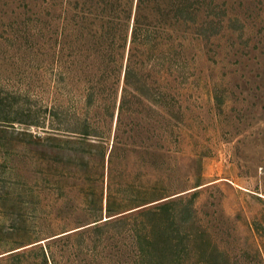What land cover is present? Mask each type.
Returning <instances> with one entry per match:
<instances>
[{"label": "rangeland", "instance_id": "obj_1", "mask_svg": "<svg viewBox=\"0 0 264 264\" xmlns=\"http://www.w3.org/2000/svg\"><path fill=\"white\" fill-rule=\"evenodd\" d=\"M74 1L0 0V264H134L128 212L168 198L181 200L169 211L190 202L162 216L193 237L181 264H264V0H191L194 23L174 27L178 70L150 79L175 118L134 104L121 123L122 76L106 60L125 30L100 37L104 0L82 1L76 20ZM117 1L134 15L136 0ZM150 1L154 19L172 0ZM67 43L81 48L72 65ZM74 112L89 135L68 124ZM99 218L110 220L92 228Z\"/></svg>", "mask_w": 264, "mask_h": 264}, {"label": "trees", "instance_id": "obj_2", "mask_svg": "<svg viewBox=\"0 0 264 264\" xmlns=\"http://www.w3.org/2000/svg\"><path fill=\"white\" fill-rule=\"evenodd\" d=\"M82 1L84 0H75L74 5L71 6L73 9L74 17L80 13V18L85 15V11L82 8ZM150 0H136L135 12L132 14L130 6L124 4L120 7V4L116 0L115 3L112 1L107 2L104 0V8L111 10L110 15H106L104 11L99 12L102 15L101 22V31L99 36H107L116 30H122L125 33L121 35V42L117 43V49L120 47L123 48V51L117 53V57L114 56V52L108 54V61L106 64L110 65L111 70L117 72V81L121 79L122 76V86L120 91V96L118 99L117 105V120L121 123L122 115L124 111H127L131 105H140L148 106L159 105L164 110L169 118H175L174 113L172 112V104L166 96L170 94L166 90L165 85H157L156 79L155 83L150 81L153 76L158 77L159 79H167L168 76H173L175 71L178 70L177 65V54L179 51L175 48L176 42L180 45L182 44L179 41H176L174 37H178V34H174V27L183 25L185 31H188L191 25L195 21V11L192 8L191 0H172L164 5L157 4V8L154 10L155 18L151 19L147 14L143 12L146 9V4ZM103 2V0L101 1ZM151 2V1H150ZM78 4L81 6L78 9ZM171 13L170 24L171 28H167V23L163 21L164 12ZM76 20V19H75ZM106 20V21H105ZM74 28H77L75 25ZM84 29H73L77 35H74L72 41H80L86 39V36H83L80 30ZM108 29L111 31L108 32ZM78 30V31H77ZM78 32V33H77ZM184 34V33H183ZM119 37V35H118ZM111 38V37H110ZM114 41V37L111 39ZM67 64L72 65L78 62L75 59L74 52L78 50V47L75 48L72 44L67 43ZM127 46V49H126ZM113 50V49H112ZM126 50V53H125ZM78 51H81L79 48ZM125 54V62H123ZM81 57L83 55L81 54ZM112 74L105 72L98 76L99 79L94 81V84L89 82V87L86 88L84 96V104L86 106L92 104L95 100V95L98 96L99 93L104 89L105 82L111 78ZM99 83V84H98ZM157 86V87H156ZM165 87L163 89L162 87ZM92 88V90L90 89ZM114 105L116 101L114 100ZM116 107V106H115ZM150 107V106H148ZM50 113L55 114L54 108H50ZM111 116L112 113L110 114ZM68 124L72 126H77L74 128H80L81 134L89 135L88 126L89 122L85 121V116H80L76 112L72 116L67 118ZM193 196V195H192ZM176 197V196H174ZM172 197V198H174ZM171 198L165 199L169 200ZM159 201L150 205L134 208L128 213H135L137 218L131 223L130 232L132 238V244L135 248V257L134 264H181V260H184L187 253H190L191 250V241L193 237L191 234L182 230L183 221H180V228L172 229L169 224H167L164 219L162 221V216L167 213L169 216L166 218V221L181 215L188 213L190 211V202L182 205L179 209H173L172 211L168 210V205L173 202H181L179 199H171L170 201ZM111 211L108 209V213ZM111 214V213H110ZM117 215V216H121ZM145 215L147 217H144ZM111 216V215H109ZM117 216L111 217L112 221L118 222L126 218L114 219ZM140 217V219H139ZM142 217L147 218L148 220L141 219ZM104 219L100 220L95 219L92 223V228H99L101 225H105L109 220ZM151 219H154V223L151 222ZM173 220V219H171ZM180 231H183L182 237H179ZM178 233V236H174L173 233ZM165 236L166 241H162L160 237ZM182 239L186 240L181 249H177L179 242H182ZM179 240V241H178Z\"/></svg>", "mask_w": 264, "mask_h": 264}]
</instances>
